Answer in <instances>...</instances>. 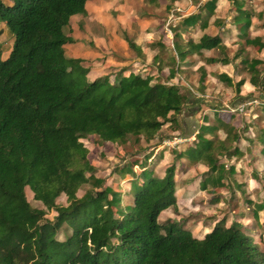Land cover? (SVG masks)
Listing matches in <instances>:
<instances>
[{"label": "trees", "instance_id": "1", "mask_svg": "<svg viewBox=\"0 0 264 264\" xmlns=\"http://www.w3.org/2000/svg\"><path fill=\"white\" fill-rule=\"evenodd\" d=\"M229 1L234 14L226 27L235 30L238 42L232 54L238 59L235 72L238 67L244 71L256 89L263 60L240 52L244 43L262 50L264 40L250 38L252 12L246 0ZM215 4L204 0L180 17L169 29L170 48L160 40L147 43L155 74L121 66L87 79L85 61L65 55L63 49L71 41L70 17L86 14L85 0H0V21L12 36L6 56H0V264H264V252L236 220L217 219L200 239L176 220L158 221L163 210L175 205L173 162L161 176L146 166L151 151L140 162L133 159L114 167L118 176L130 177V201L121 204L120 192L104 178L87 176L93 168L80 141L90 135L98 143L124 144L129 137L148 143L156 136V147L168 137L161 126L180 130L177 115L187 93L171 81L179 66L190 56L205 63H229L223 38L231 30L224 27L195 37L188 32L195 25L206 27ZM212 23L220 25L216 18ZM123 38L129 49L140 53L132 40ZM212 50L219 54L204 56ZM164 68L161 80L158 72ZM204 73L200 69L198 80ZM214 76L230 82L225 73ZM244 82L240 77L232 83L237 97ZM212 111L214 123L203 116L191 142L171 150L175 159L204 166L201 190L225 187V177L233 173L232 165L224 168L216 154L226 159L241 155L234 145L239 137L235 127L229 119L222 120L216 108ZM260 111L264 113V99ZM233 113L228 111L229 118ZM219 130L222 138L217 137ZM262 135L258 140L264 153ZM82 185L87 187L77 195ZM25 187L43 209L29 205ZM59 195L65 204L55 202ZM256 208L264 209V202ZM47 210L54 212L50 219L44 217ZM61 229L64 236L58 239Z\"/></svg>", "mask_w": 264, "mask_h": 264}, {"label": "rangeland", "instance_id": "2", "mask_svg": "<svg viewBox=\"0 0 264 264\" xmlns=\"http://www.w3.org/2000/svg\"><path fill=\"white\" fill-rule=\"evenodd\" d=\"M203 1L156 0V4H150L146 0H86L91 17L87 13L84 16L78 15L76 21L79 22L80 29L75 28L73 24L71 29V35L81 40L77 46L79 50L81 49L84 64L93 67V71L87 70L85 77L91 79L92 76L109 74L121 66L133 72L155 74V64L150 61L151 52L146 51L145 48L147 43L160 40L162 44L170 48L172 36L170 27L180 17L194 11L195 7ZM245 6L252 12L253 27L250 29V38L257 35L264 40V29L256 26L264 21V0H246ZM233 14L234 10L229 0H216L214 12L208 18L206 27L201 29L195 25L188 31L189 35L195 37L201 32L213 34L224 27L226 30H231L223 38L226 46L223 55L228 58L229 63L224 65L217 62L205 63L197 56H190L179 66L174 79L171 80L187 93L199 97L198 105L193 107L190 104L185 105L178 114L179 118L182 115L184 118L194 120L193 127L197 129V126L203 122V116L208 118L207 123H214L212 109L216 108L222 120L229 119V123L235 127V133L239 137L234 145L241 150V155L230 159L219 154L215 155L223 163L224 168L232 165L233 173L225 177L227 184L225 187L201 190L198 182L204 166L200 163L190 164L182 158L175 159L171 150H179L187 146L193 139L195 131H190L188 134H182L180 130L171 132L165 124L161 126V131L164 134L168 133V137H165L156 147H154V143L157 142L156 136L148 143H145L142 138L135 143L131 137L124 144L98 143L96 138L90 135L81 138L80 141L87 149L86 158L93 168L87 176L104 178L106 185L120 192L121 204L130 201L128 192L130 177L128 174L118 176L112 171L113 168L133 159L140 162L144 154L151 151V155L146 159V166L151 168L156 176H161L163 168L171 162L175 167V205L159 214V222L167 218L176 220L188 229L192 236L200 239L217 219L223 217L226 223L236 220L243 225L244 232L264 252V209L256 208L258 202H264V153L260 151L261 144L258 140L264 133V113L260 111V103L264 99V49L258 50L254 44L244 43L241 55L249 59L263 60V64L259 66L261 83L256 89L241 85L239 88L241 97H237L232 83L240 77L246 81L248 75L239 67L236 72L234 68L238 59H234L232 54L238 42L235 30L226 27ZM215 18L220 21V25H213L212 21ZM123 35L141 46L143 52L140 56L128 48ZM11 39V34L0 21L1 58L5 57L10 49ZM105 48H111L112 53L104 51ZM63 49L65 55L69 56L70 52L66 45H63ZM217 54L219 53L215 50L204 51V56ZM200 69L205 73L203 78L198 80ZM217 73L230 76V82L218 81L214 76ZM158 75L163 80L166 75L165 68L158 72ZM228 111H234L232 118H229ZM183 135L185 137H182ZM223 136V132L219 130L217 137ZM177 138L184 139L172 145L163 144L165 140L171 141ZM138 166H133L132 169L138 172L140 169ZM86 187L87 185H82L77 195ZM24 195L31 207L43 209L40 202L32 199V194L26 187ZM213 197H216L217 201L212 202ZM55 202L65 204L64 196L59 195ZM53 213L47 210L44 217L50 219ZM63 236L64 232L61 229L57 238L62 239Z\"/></svg>", "mask_w": 264, "mask_h": 264}, {"label": "crops", "instance_id": "3", "mask_svg": "<svg viewBox=\"0 0 264 264\" xmlns=\"http://www.w3.org/2000/svg\"><path fill=\"white\" fill-rule=\"evenodd\" d=\"M84 6H85L86 13L91 17L90 12L87 9L86 0H85V5ZM77 16L78 15H74V16H71L70 17L69 26L71 27V29L73 28L72 24L75 26V28H79L80 29L79 22L76 21V19H77L76 17ZM262 22H264V21H262ZM262 22H260V23H262ZM260 23L258 25H256V26L260 27L261 29H264V27H261L260 26ZM252 27H253V23H251V25L249 27V34H250V31H251L250 29H252ZM144 29H145V27H144ZM71 33H72V30L69 33V36L72 37V41H70V43L67 42L68 44L65 43L64 46L66 45L67 50H69V52H70L69 53V56H71V57H78V58H81L82 60H84L83 56H81V49L79 50V47L77 46V43L78 42L80 43L81 40H79L78 37L71 35ZM136 45L140 49V53L139 54H136V55L140 56V54L143 52V49L138 44H136ZM145 48H146V51L151 52V55H150V58H151L153 52L148 48V45ZM110 49L111 48H105L104 51H106V52H109L110 51L111 52ZM89 69H91V71H93V67H89ZM92 77H95V76H92ZM242 85L243 86L244 85H247L250 89H254L247 81H245ZM198 103H199V97H196V96H193V95L187 93V98L185 100V103L183 104V107L185 105L187 106L188 104H190L191 107H193V105H198ZM180 117L181 118H179L178 115H177L178 125H179L180 131L182 132V134H188L190 131L191 132H194L196 130L193 127L194 126V120L192 121V120L188 119V117L187 118H184L182 115ZM174 132H177V131H174Z\"/></svg>", "mask_w": 264, "mask_h": 264}, {"label": "built area", "instance_id": "4", "mask_svg": "<svg viewBox=\"0 0 264 264\" xmlns=\"http://www.w3.org/2000/svg\"><path fill=\"white\" fill-rule=\"evenodd\" d=\"M183 139L184 138H177V139H173L171 141L165 140V141H163V144H165V145H172V144H176V143L181 142Z\"/></svg>", "mask_w": 264, "mask_h": 264}]
</instances>
